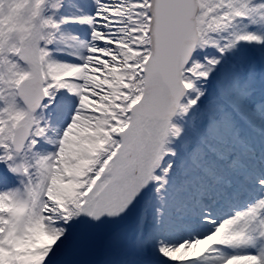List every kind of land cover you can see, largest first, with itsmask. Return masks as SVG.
Segmentation results:
<instances>
[{"label": "snow or ice", "instance_id": "snow-or-ice-1", "mask_svg": "<svg viewBox=\"0 0 264 264\" xmlns=\"http://www.w3.org/2000/svg\"><path fill=\"white\" fill-rule=\"evenodd\" d=\"M0 264H264V0H0Z\"/></svg>", "mask_w": 264, "mask_h": 264}]
</instances>
